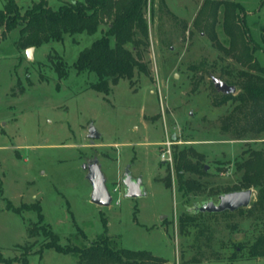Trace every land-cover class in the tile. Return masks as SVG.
<instances>
[{
	"label": "rangeland",
	"instance_id": "1",
	"mask_svg": "<svg viewBox=\"0 0 264 264\" xmlns=\"http://www.w3.org/2000/svg\"><path fill=\"white\" fill-rule=\"evenodd\" d=\"M5 1L0 0V8ZM16 1L24 12L39 0ZM69 1L75 0H47L54 9ZM203 1L150 0V45L143 55L148 72L136 69L107 93L91 87L98 80L95 72L74 67L106 23L91 34H65L35 46L30 58L15 43L19 28L6 32L0 42V264L78 263V255L45 246L48 236L42 229L31 236L33 225L52 229L61 244L85 246L108 234L120 246L150 249L173 264H264V257L213 259L226 258L263 233L264 215L250 212V205L241 211L188 215L196 202L217 199L219 194H209L212 188L237 184L243 171L236 160L264 140L236 138L220 126L234 102L215 104L211 75L221 77L220 67L230 59L213 66L221 51L194 24ZM237 1L255 58L264 66V0ZM222 19L220 10L217 31L226 43ZM59 60L68 64L66 78L58 76ZM90 124L100 137L88 136ZM166 141L172 142L173 153L186 146L204 152L207 173H185L203 182L204 189H180L175 161L161 157ZM95 158L113 196L108 206L92 201L93 186L82 166ZM127 167L143 179L145 196H124L121 177ZM252 188L253 201L258 193ZM34 202L43 219L27 207ZM194 258L201 260L188 262Z\"/></svg>",
	"mask_w": 264,
	"mask_h": 264
},
{
	"label": "trees",
	"instance_id": "2",
	"mask_svg": "<svg viewBox=\"0 0 264 264\" xmlns=\"http://www.w3.org/2000/svg\"><path fill=\"white\" fill-rule=\"evenodd\" d=\"M149 1L75 0L64 2L54 9L47 0H39L22 12L16 0H6L0 8V42L6 32L16 27L19 28V36L15 41L17 47L28 48L51 40H61L65 34L84 31L91 34L99 30L101 24L106 23L107 27L102 36L80 52L74 67L79 72H95L98 80L92 82L91 87L107 93L111 85L118 83L121 78H132L136 69L148 72V63L144 61L143 55L150 45L146 11ZM199 10L194 24L202 28L221 51L213 66L216 67L219 60L224 62L230 59L226 65H221L220 76L223 80L235 84L237 88L235 93H222L216 92L213 87L217 93L215 104H222L228 99L234 102L220 120L222 130L229 131L241 139L264 136V66L255 58L256 47L245 25L242 5L237 0H204ZM220 10H223L221 25L227 36L226 43L220 40L217 31ZM55 68L59 78L68 76L69 68L65 61H57ZM225 76H232L234 80L225 79ZM261 141V147L248 148V155L243 160H236L237 168L243 171L240 181L229 189L218 191L212 188L209 193L212 195L254 187L258 195L247 209L257 216L264 215V140ZM176 149L173 160L180 189L184 188L186 193L204 189L203 182L185 177L186 172H196L200 175L207 173L204 152L195 146ZM171 184L172 179L168 176L166 185ZM27 207L37 209L39 218L43 219L38 202ZM212 213L199 212L202 215ZM196 214L190 211L188 215ZM41 229L48 236L45 246L53 247L59 252L78 255L77 264H173L150 249L120 246L108 234L99 236L89 245L79 246L61 244L58 235L45 225H33L28 230L33 236ZM244 250L246 254L243 253ZM257 257H264V231L249 245L239 244L226 258L215 256L213 259L237 260ZM200 260L194 258L188 262L197 263ZM22 261L26 262V258Z\"/></svg>",
	"mask_w": 264,
	"mask_h": 264
},
{
	"label": "water",
	"instance_id": "3",
	"mask_svg": "<svg viewBox=\"0 0 264 264\" xmlns=\"http://www.w3.org/2000/svg\"><path fill=\"white\" fill-rule=\"evenodd\" d=\"M35 46L26 48L28 57H32V50ZM215 88L222 93H235L237 88L235 84H231L223 80L219 76L211 75ZM88 136L95 138L100 137L101 133L96 129L95 125L90 124ZM83 168L87 169V178L90 180L93 190L91 199L99 205L108 206L111 204L113 196H111L107 187V180L102 169V164L98 159H92L83 163ZM124 186V196L140 197L145 196L146 189L144 188L143 179L140 176H134L131 168L127 167L122 177ZM253 188L229 190L219 193L217 199L214 197L196 202L189 208L193 213L208 212L219 213L224 211H235L238 208L249 206L253 199Z\"/></svg>",
	"mask_w": 264,
	"mask_h": 264
},
{
	"label": "built area",
	"instance_id": "4",
	"mask_svg": "<svg viewBox=\"0 0 264 264\" xmlns=\"http://www.w3.org/2000/svg\"><path fill=\"white\" fill-rule=\"evenodd\" d=\"M167 148H165L162 153L161 157L164 160L173 162V149H172V142L166 141Z\"/></svg>",
	"mask_w": 264,
	"mask_h": 264
}]
</instances>
